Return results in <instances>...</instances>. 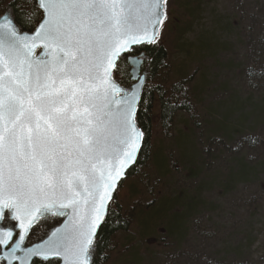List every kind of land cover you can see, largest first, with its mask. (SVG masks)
Listing matches in <instances>:
<instances>
[{"label":"snow or ice","instance_id":"obj_1","mask_svg":"<svg viewBox=\"0 0 264 264\" xmlns=\"http://www.w3.org/2000/svg\"><path fill=\"white\" fill-rule=\"evenodd\" d=\"M36 2L44 18L31 35L0 18V260L90 264L144 136L135 119L140 85L122 88L112 72L133 46L157 43L168 0ZM127 62L135 72L139 58ZM48 217L66 219L25 247Z\"/></svg>","mask_w":264,"mask_h":264},{"label":"rangeland","instance_id":"obj_2","mask_svg":"<svg viewBox=\"0 0 264 264\" xmlns=\"http://www.w3.org/2000/svg\"><path fill=\"white\" fill-rule=\"evenodd\" d=\"M183 6L194 9V18L178 35L172 26L186 21ZM165 11L170 19L161 26L160 42L167 57L154 81L162 96L184 102V108L163 124L161 98L153 94L151 155L114 192L130 222L112 236L102 264H234L256 258L264 230V201L257 205L264 200V129L257 120L264 88L246 79L244 68L258 51L264 0H168ZM142 67L148 77L146 61ZM176 196L189 209L170 231L149 212ZM52 223L41 220L28 242Z\"/></svg>","mask_w":264,"mask_h":264},{"label":"trees","instance_id":"obj_3","mask_svg":"<svg viewBox=\"0 0 264 264\" xmlns=\"http://www.w3.org/2000/svg\"><path fill=\"white\" fill-rule=\"evenodd\" d=\"M5 2V6L2 7L3 10L9 8L15 23L22 29L30 31L35 25L39 22L42 17V13L39 8L36 6L35 0H0V4ZM1 9V10H2ZM185 10V20L183 23L181 20L179 22H173L174 32L181 35L182 31L186 28H189L191 22L194 18V9L188 10L183 6ZM1 14V13H0ZM170 19L169 14L163 27ZM173 19V18H172ZM181 22V23H180ZM183 25V26H182ZM183 27V28H182ZM173 31V29H172ZM258 51L255 55V60L251 62L248 61L244 68V77L251 81L261 82L264 88V11L261 19V30L258 35ZM161 37L157 39L156 44H142L140 46L134 47L132 53L136 54L143 51L148 57L146 64L148 65V77L147 82L145 83L140 101L138 103L136 111V121L141 127L144 136L142 143L136 158L135 163L128 169L126 177L133 176L137 173L140 167L144 166L151 155V145H150V125L152 122L151 109H152V99L153 94L160 95V113L159 117L163 124H167L174 112L179 109L184 108V102L178 103L171 98H165L161 95L160 86L155 85V78L158 74L159 69L161 68L164 60L167 57V51L165 45L160 42ZM250 58V56H249ZM113 76L119 80L121 84L128 85L131 83V79L128 73V65L126 62V54L122 55L117 61V68L113 70ZM262 99V105L260 108V116L257 118L259 126L264 129V94L260 95ZM257 103V102H256ZM260 149L264 155V139H261ZM260 165L264 168V157H261ZM124 178V179H125ZM124 179L120 181L117 189L122 185ZM260 189L264 192V179L260 180L259 183ZM116 189V190H117ZM115 190V193H116ZM115 193L111 203L108 205L107 214L104 222L99 226L97 234L94 240V252L91 264H102L107 257L108 249L112 241V236L120 229L126 227V224L130 222L129 218L122 213V206L115 199ZM263 198L257 201L259 207L262 206ZM181 196L168 197L166 200L160 203L159 207L152 212H149L150 218H153L156 222H165L170 231H175L177 225H179L184 218L182 217L186 209H189V206L186 207L183 205ZM186 208V209H185ZM141 214L140 219L143 218L145 214ZM144 219V218H143ZM264 228V221L263 226ZM260 243L262 252L258 254L256 258H247L246 260L235 261L234 264H264V230H262ZM57 259H50L49 261H41L38 259H33L31 264H57ZM232 264L231 262H227Z\"/></svg>","mask_w":264,"mask_h":264},{"label":"water","instance_id":"obj_4","mask_svg":"<svg viewBox=\"0 0 264 264\" xmlns=\"http://www.w3.org/2000/svg\"><path fill=\"white\" fill-rule=\"evenodd\" d=\"M35 3H36V6L38 7L36 0H35ZM39 10H40L41 13H42V17H41V19L39 20V22L35 25V27H34L32 30H30V31L22 30V29H21V28L15 23V21H14V19H13V16H12L11 11H10L9 8L6 9L2 14H0V18H2V17H4V16H8V17L13 21V23H14V25L16 26V28L18 29V31L21 32V34H23V33L26 32V33H28V34L31 35V34L35 31V28L39 25L40 22H42V20H43V18H44L43 10H42V9H39ZM141 45H142V44H141ZM136 46H140V45H135V46H133V47H132V51H133L134 47H136ZM41 51H42V49H37V54H39ZM132 51H131V53H124V54H126V62H127V57H128L129 55L136 56V57L139 58V62L135 65V69H136L135 72H133L132 68L129 66V63L127 62V65H128V73H129V77H130V79H131V83L128 84V85L121 84V83L119 82V80L113 76V72H112V76H113V79L116 80V82H117L122 88L128 89L129 91H131V89H132V87H133L134 85H137V84L140 85L139 88H137V92H138V96H139V99H138V101H137V107H138V103H139V101H140L141 93H142L143 87H144L145 82H146V77H147V70H146L145 67H142V66H143L144 62L148 60V57L146 56V54H145L143 51L138 52V53H136V54L132 53ZM124 54H122V55H124ZM139 77H143V80H140ZM136 111H137V110H136ZM135 119H136V116H135ZM136 123H137V121H136ZM137 126H138V128L142 131V129H141V127L138 125V123H137ZM142 132H143V131H142ZM142 139H143V138H142ZM141 143H142V140L140 141V146H141ZM139 149H140V147H139ZM139 149H138V151H137L136 154H135L134 162H133L132 164H130V165L125 169V171H124V175H123L122 178L119 180V182H118V184H117V187H118L120 181L123 180V179L126 177V173H127L128 169H129V168L135 163L136 158H137V155H138V152H139ZM117 187H116V189H117ZM116 189H115V190H116ZM115 190H114L113 193H112V197H113V194H114ZM110 201H111V200H110ZM110 201L108 202V205H109ZM105 217H106V216H105ZM48 218L53 219V223H52V224L46 229V231L43 233L42 236H40V237H38V238H36V239H33L31 242H28V239H29V236H30V233H31V232H30V233H29V236L26 238L25 245H24L25 247L30 246L32 243L39 242L42 238H46V235H45L46 232H47L48 234H50V232H51V230H52L53 228L61 226V225L64 223L65 219H66V217H48ZM42 220H43V219H42ZM4 223H5V222H4ZM14 223H16V222L11 221L10 219L6 221V224H7L8 226H12ZM34 227H35V226H34ZM34 227H33V228H34ZM97 230H98V229H97ZM15 233L18 235V229H15ZM15 238H16V235H14V239H15ZM92 257H93V256H92ZM33 259L41 260L40 258H33ZM55 259L58 260V263H57V264H63L62 260H60V259H58V258H55ZM41 261H43V260H41ZM91 261H92V259H91ZM31 263H32V261L30 262V264H31ZM0 264H6V262L0 260ZM90 264H91V262H90Z\"/></svg>","mask_w":264,"mask_h":264},{"label":"flooded vegetation","instance_id":"obj_5","mask_svg":"<svg viewBox=\"0 0 264 264\" xmlns=\"http://www.w3.org/2000/svg\"><path fill=\"white\" fill-rule=\"evenodd\" d=\"M148 61V60H147Z\"/></svg>","mask_w":264,"mask_h":264}]
</instances>
